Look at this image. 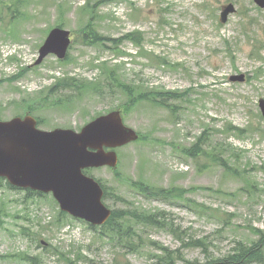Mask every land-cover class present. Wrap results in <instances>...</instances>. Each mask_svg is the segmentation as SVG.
<instances>
[{"label": "rangeland", "instance_id": "374dc122", "mask_svg": "<svg viewBox=\"0 0 264 264\" xmlns=\"http://www.w3.org/2000/svg\"><path fill=\"white\" fill-rule=\"evenodd\" d=\"M227 4L236 11L222 23ZM55 26L72 32L68 54L36 65ZM111 74L172 93L167 105L142 100L123 113L141 139L117 149L116 169L87 172L106 184L111 209L166 213L168 225L130 220L144 247L129 250L61 218L51 194L4 179L0 264H166L150 242L176 264H196L226 256L238 240L264 239V9L255 0H0L1 119L31 113L44 130H81L125 102L110 87L99 91ZM237 74L247 79L232 81ZM197 141L205 145L188 155ZM163 188L189 191L168 199ZM191 238L207 249L183 247Z\"/></svg>", "mask_w": 264, "mask_h": 264}, {"label": "water", "instance_id": "95a60500", "mask_svg": "<svg viewBox=\"0 0 264 264\" xmlns=\"http://www.w3.org/2000/svg\"><path fill=\"white\" fill-rule=\"evenodd\" d=\"M255 2L264 8V0ZM234 11L233 4L225 6L221 21L227 22ZM70 43L69 30L53 29L36 63H41L50 53L64 58ZM231 79L244 81L245 75ZM260 106L264 115V99ZM137 139L136 131L123 124L119 111L98 117L81 132L63 128L41 130L32 115L0 119V177H7L15 186L52 191L63 210L103 224L112 210L102 202L104 192L100 183L83 170L104 165L115 167L117 154L106 152L105 146L115 148Z\"/></svg>", "mask_w": 264, "mask_h": 264}, {"label": "trees", "instance_id": "16d2710c", "mask_svg": "<svg viewBox=\"0 0 264 264\" xmlns=\"http://www.w3.org/2000/svg\"><path fill=\"white\" fill-rule=\"evenodd\" d=\"M109 81L116 82V77H110ZM98 87H100V84ZM121 87L129 99L138 96L137 92L134 90L125 86ZM142 92L146 99L151 94V91L147 90H142ZM158 103L161 104L159 101ZM200 143L202 145L204 144V142L197 141L194 146L188 150V153L196 156L197 154H195V152L200 149ZM160 191L161 195L165 198L183 199L189 190L183 188L168 190L163 188ZM105 194L107 196L108 192H105ZM168 218L166 213L160 214L156 218L155 214L145 211L142 213L141 217H133L126 209H121L113 212L110 220L102 227L101 233L105 239L116 242L129 250H134L141 246L140 243L142 242V238L137 236V231L132 227L130 220L146 224L147 226L165 227L168 225ZM150 243H152L154 251H161L163 253L164 256H157L160 260L164 261L166 264H176L177 260L173 257L172 252L168 248L160 246L156 242ZM183 247H200L207 249V244L203 239L191 238L187 243L183 244ZM234 247L233 252H230L226 256L211 258V260H208L206 263H199V261H197L196 264H264V239H259L257 242L254 241L252 244L238 240ZM177 254L179 255L178 257H181L180 251H178Z\"/></svg>", "mask_w": 264, "mask_h": 264}]
</instances>
